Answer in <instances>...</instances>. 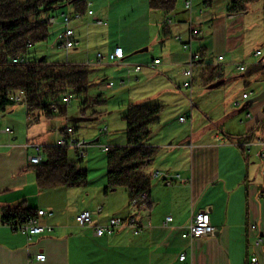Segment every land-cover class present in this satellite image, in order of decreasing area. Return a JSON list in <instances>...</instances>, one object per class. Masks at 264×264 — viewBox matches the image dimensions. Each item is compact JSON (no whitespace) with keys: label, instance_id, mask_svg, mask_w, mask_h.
<instances>
[{"label":"crops","instance_id":"obj_1","mask_svg":"<svg viewBox=\"0 0 264 264\" xmlns=\"http://www.w3.org/2000/svg\"><path fill=\"white\" fill-rule=\"evenodd\" d=\"M204 4L212 5L209 1ZM192 9L181 10L178 21L168 20L170 15L166 17L163 12L151 10L156 16L160 42L164 44L160 55H155L152 62L144 61L150 62L144 65L147 70L134 72L130 78L137 84L156 79L162 86L153 91L154 95L143 97L136 104H155L148 101L159 98L163 100L160 105L165 106L146 143V147L156 149L157 153L145 172L151 177L148 205L151 202L152 206L140 214L145 226L143 231L135 235L125 227L111 236L94 234L95 225H105L112 217L127 219L137 209H145L133 206L126 190L121 198L123 201L117 196L120 190L108 194L96 190L95 210L85 203L87 198L80 196V190H39L36 172L29 163V157L36 152L26 146L39 144L45 149L55 146V142L41 129L38 131L42 117L37 122L38 127L29 125L26 106L25 113L12 106L0 110V264H249L253 254L262 259L260 250L253 247L254 236L250 230L251 224L260 223L264 218L260 197L264 187L262 149L254 145L247 153L241 145L263 137L260 120L264 117V101L254 105V98L245 100L243 97L253 92L248 88L259 90V95L264 94L263 6L260 12L262 35L255 46L258 50L250 61L246 60L250 55L242 50L246 42V34L239 29L241 20L245 22L246 19L243 13L227 11L229 15L209 16L204 20L209 22L208 36L215 47L212 59L207 60L201 49L194 50L193 42L201 37L203 30L193 27ZM93 13L87 17L88 23L95 27L98 25L95 20H102ZM191 31L194 36L200 35L192 39ZM178 32L187 33L188 40L184 41ZM163 33L174 39L180 36L182 42L191 41L192 51L200 54L201 60L194 68L192 80L185 75L191 53L183 50L182 42L163 40ZM117 47L123 48L125 57L114 64L125 71L135 66L136 60L132 57L141 50H146L141 53L148 52L151 45L142 41L130 45L120 43L110 46L107 55ZM257 52H260L258 57L255 56ZM219 56L224 60L219 62ZM156 59L161 60V64L155 69L149 68ZM239 66H245L246 71H239ZM246 73V77L241 75ZM189 81L191 87L186 89L184 85ZM121 82L125 86V81ZM178 82H183V88ZM99 88L106 90L105 86ZM181 89L189 91L183 93ZM240 89L243 90L242 98L237 96ZM200 92L201 98L213 94L219 97V102L200 109L196 105L187 107L183 100L180 101L189 94L190 98L200 95ZM170 101L174 106L167 103ZM11 113H15L14 120ZM181 118L186 122H181ZM5 128H10L11 133L1 132ZM63 130L59 129L60 136ZM156 172L180 178L168 182L162 177L156 178ZM20 204L29 209L52 212L53 215L43 219L42 224L52 226L54 231L37 236L29 243L26 236L4 222L5 210ZM85 211L92 213L93 226L78 224L76 217ZM200 212L210 214L215 233L197 240L183 239L182 234L193 216ZM167 217L173 220L166 226ZM40 254L46 256L45 261L36 260ZM183 254L187 258L180 261Z\"/></svg>","mask_w":264,"mask_h":264},{"label":"rangeland","instance_id":"obj_2","mask_svg":"<svg viewBox=\"0 0 264 264\" xmlns=\"http://www.w3.org/2000/svg\"><path fill=\"white\" fill-rule=\"evenodd\" d=\"M206 1L211 2L212 5L206 6L204 4ZM232 1L233 0H187L185 2V0H178L176 10L172 14H170V18H168V20L174 19L178 21L180 13L182 12L181 10L183 9L188 10L186 8V3L190 2L191 9L193 8L192 9L193 27L198 30L199 29L203 30V32H201L202 33L201 37L199 39L194 40L193 42L194 50L201 49L205 54L206 59L211 60L212 55L215 53V47L213 43H211V38L208 36L211 30V27L209 26V22L205 23L204 20H206L207 17L209 16L219 17V16L229 15L227 13V11H229L228 5ZM83 3L86 5V14H84L81 17V19H74L71 22V29L74 30L76 38L79 40L78 47L76 49H73L70 52L69 56L67 57V53L58 46L59 44L58 35L60 32L63 31L64 29L63 26L60 24L50 25L49 40L47 42L34 44L32 49L30 50L29 57L32 60L45 62L49 65H53V64L84 65L88 61L95 60L99 54L106 57L108 53L106 52L107 49L110 46H114L117 44L120 45V43L122 44L125 43V45L127 44L130 45L131 42L137 43L142 41L145 43H149V45H151V48L148 52L139 53L134 57H132V59H135L136 62L134 63L135 66H133L132 69L130 70L128 69L123 71L122 69H119L117 66H115L113 62H107V61H104L101 66L89 67L90 81L92 87L90 88L88 94L83 98L72 97V101L67 107V114L65 116H59L51 120H47L44 117H42L40 122L41 124L40 127L37 126L38 125L37 123H34L32 125L38 127V131L41 129L42 133L48 135L51 138V140H54L55 146L58 140L57 136H60L59 129L66 130L67 128L74 129L73 136L75 140L86 144L87 148L83 149L85 151V154L82 157L80 166L82 169L87 170L88 172V183L87 185L82 187L64 188V189L80 190V192H82L80 196H84L87 198L85 199V201L87 200L85 203H88L90 207H94L93 209L95 210V203H96L95 191L106 190L107 187V152H104L103 148L122 147L126 145L127 142L126 122L124 120V117L127 114L129 106L131 104H136L137 101L143 97L145 98L151 97L152 95H154L153 94L154 90L157 91L159 88L162 87L155 81L156 79L149 81L144 80L143 82L137 84V82L133 78L132 79L130 78L131 76L133 77V75H135L134 69L137 66H142V69L147 70V68L144 65H148L150 62H152L153 57H156L155 55L158 56L160 55L164 42H160L162 40H160L159 30L155 24L157 22L156 16L152 15L151 13L152 11L149 6V0H121L120 3L118 0H83ZM263 5H264L263 0H261L249 6L248 11L249 9H251V11L248 14L246 13L242 14L246 18L245 22L244 20L243 21L241 20L239 24L240 25L239 29L242 30L241 32L243 34H246V42L244 45L245 48L244 49L242 48V50H245V52L248 55H250L248 59H246L249 61L252 59L254 53L258 50L257 47L255 48V46L258 43L257 42L258 39L262 35V29H261L262 20H261L260 12L262 11L261 8ZM89 9L93 10L96 13L95 16L100 18L106 25L104 26L95 25L94 27L92 24H89L88 23L89 17H87L88 16L87 13ZM75 12H76L75 7L73 5H68L67 7L60 9V11H58L54 16L60 19L59 16L63 13H66L68 15H74ZM178 34H181L183 36L184 41L188 40L187 33L178 32ZM197 34H195V36L200 35L199 33ZM195 36L193 31H191V38L194 39ZM162 39L163 40L172 39V41L181 44L180 41H176V39H174L172 36L166 35L164 33L162 34ZM183 43L186 42H182V48H183ZM192 52L193 54H196L194 53V51ZM255 56L256 57L260 56V52H257ZM219 57H223V56H219ZM219 57H218L219 62L224 60V57L222 60H219ZM200 60H201V56L198 60L194 61V68L197 66ZM144 61H150V62L146 63ZM249 63H252V61ZM189 66H190V62L188 65V69ZM241 67L244 68V70L241 71L240 70ZM194 68L192 72L194 71ZM238 70L241 72H245L246 67L239 66ZM241 75H244L246 77L248 74L246 73ZM189 79L190 80L193 79V73L192 76L189 77ZM122 80L125 81L124 87H120L119 85ZM110 82L116 84L114 89L111 90L106 89L107 91L106 90L103 91L102 89L99 88L101 86H105L109 84ZM190 82L191 81L187 83ZM178 83H181V86L183 88V82H178ZM197 86L198 84H196V88ZM186 89L185 90L181 89V91L183 93H186L187 91H189ZM251 89L252 88L250 89L248 88L247 90H249V92L250 91L253 92H250V94H244L247 96L249 95L248 98L246 99L244 98L245 100H248L250 97L255 98L260 94L259 90H256L255 88L253 90ZM201 93L202 92H200V95L199 94L192 95V98H190V94H189V96L183 97V99H181L180 101L183 100V105L185 106L187 105V107L191 105L193 107V105H196L200 109H204L203 107L209 106L214 102L215 103L219 102V97H216L215 95L212 94V95H207L204 98H201ZM242 94H243V90L242 89L238 90L237 96L239 98H242ZM64 97H62V99ZM85 99L88 100V105L83 107V102L85 101ZM148 102L155 103L156 105H160L161 103H163V100L161 101V99L155 98L149 100ZM167 103H170L169 105H172V101ZM14 106H16V108H21L20 111L25 113L26 109L24 104L17 103ZM11 114H12L11 116H13L11 118L12 120H14L15 113H11ZM263 118L264 117L262 116L260 122L263 120ZM27 124L28 122L27 120H25L26 128H27ZM156 124H154L151 128H153ZM26 128H24L25 133H26ZM97 140L99 141L97 142ZM69 157L73 161H78V156L76 154V151L71 148H69ZM146 169L147 167H145L142 171L145 173ZM117 190H120L117 193L118 194L117 196L120 200L121 198H123V194H124L123 192L126 189L119 188ZM87 193H89V195H87ZM102 199H104V195ZM121 200L123 201V199ZM101 206H104V204H102ZM148 206L149 205H146V207ZM146 211H147L146 208L137 209V211L129 218L134 216H139L140 214H142L143 212L145 213ZM196 215H194L193 218ZM112 218H118V217H112ZM112 218H110L108 222ZM170 222L167 221L166 218V226ZM190 225L188 226V228L190 227ZM144 227L145 226L142 225L141 231L136 234L134 229H132L130 226H126V228H129L135 235L140 234L143 231ZM188 228L186 229V231L188 230ZM214 233H215V229H214ZM197 239H190V240H197Z\"/></svg>","mask_w":264,"mask_h":264},{"label":"trees","instance_id":"obj_3","mask_svg":"<svg viewBox=\"0 0 264 264\" xmlns=\"http://www.w3.org/2000/svg\"><path fill=\"white\" fill-rule=\"evenodd\" d=\"M259 1L233 0L229 12L247 13L249 6ZM177 4L178 0H149L150 9L163 12L166 17L176 10ZM68 5L76 9L72 16L86 13L83 0H0V110L16 105L12 97L23 93L24 100L20 103L27 108L29 125L37 123L41 117L51 120L65 116L69 104L63 103L62 97L66 94L71 96V100L72 97L83 98L92 87L89 66L85 64L49 65L29 57L34 44L47 42L50 38L47 20ZM29 44H33L31 48ZM18 57L26 59L29 64L13 65V60ZM87 105L88 100L85 99L83 107ZM164 109V105L156 104L129 106L124 117L126 145L110 147L107 152L105 194L124 188L130 201L148 203L151 177L142 170L153 162L157 151L146 147V142L151 136V127L159 122ZM44 154L43 162L33 166L39 190L87 185L88 172L80 166L82 157L79 151H76L78 161L70 159L68 147H46ZM35 211L20 204L5 210L4 222L7 225L22 222Z\"/></svg>","mask_w":264,"mask_h":264},{"label":"built area","instance_id":"obj_4","mask_svg":"<svg viewBox=\"0 0 264 264\" xmlns=\"http://www.w3.org/2000/svg\"><path fill=\"white\" fill-rule=\"evenodd\" d=\"M186 8L188 10L191 9V3L187 2L186 3ZM93 11H89L88 15L93 16ZM60 19L58 17H52L47 20V23L49 25H57L60 24L63 26V32L58 36L59 40V48H61L63 51L67 53V56H69V53L73 50L76 49L79 45V42L76 40L75 37V32L74 30L71 29V22L74 19H81L82 16L80 15H68V14H61ZM60 22V23H59ZM96 23L98 25H103L104 23L100 20H97ZM171 23V22H170ZM178 41L182 42V37L176 38ZM32 47V44H29V48ZM183 49L187 52L191 53V60H190V66L189 69L186 71L185 75L187 77L192 76V70L194 68V61L198 60L200 58V54H193L192 52V45L190 43H183ZM125 57L124 50L121 47H117L114 52L110 53L106 57L103 55L99 54L95 60L88 61L85 65L89 67H95V66H101L104 61H109L113 63H120L123 61ZM223 57H219V60H222ZM24 64H29L28 61L24 58H16L13 60V65H24ZM161 64V60L156 59L153 61L152 65L149 67L151 69H155L156 66ZM142 70V66H137L134 71L135 72H140ZM240 70H244V68H240ZM120 87L124 86V82H121ZM186 88L190 87V83L185 84ZM114 88V83H109L105 85V89L111 90ZM249 96V95H248ZM247 95H244V98H248ZM12 100L15 103H20L23 102L24 100V95L23 93H18L17 95H14L12 97ZM63 103L65 104H70L71 103V96L65 95L63 98ZM57 108H54V111H56ZM250 117V115H248ZM181 122H186L185 118L180 119ZM261 126L263 128V137L256 140V141H249L245 142L241 145V147L244 149L245 152H250L252 149V146L258 145L262 149L261 153V158L263 160V177H264V118L261 121ZM3 133H11L10 128H5L2 130ZM74 129L73 128H67L63 134H61L60 138L57 140L56 146L57 147H68L73 150L79 151L80 156L83 157L85 154V151L83 149H86L87 146L85 143H82L80 141L75 140L74 136ZM26 147H32L35 149V154L29 157V163L32 166L39 165L43 162L44 160V154H43V146L39 144H32V145H27ZM109 147H104L103 151L108 152ZM156 178L162 177L168 182H171L173 178H180V176H172L170 174L166 173H161V172H156L154 174ZM260 197L263 201L264 204V187L263 190L260 194ZM133 206H140L141 208H146V205H148L147 202L140 203L138 200L132 201ZM101 212V210H99ZM53 215L52 212H47L45 210L38 209L36 212L29 214L24 221L22 222H15L11 226L13 229L16 231L20 232L24 236H26L27 241L30 243L34 240L35 237L40 236L45 233H52L54 231V228L50 225H45L42 224V220L48 217H51ZM76 220L78 224L81 227H89L92 226L93 224V216L90 211H85L80 213L77 217ZM142 218L141 216H134L129 219H121V218H112L107 224L105 225H98L94 226V234L98 237L102 236H110L113 235L118 229L126 226H130L132 229H134L135 233H139L141 231L142 227ZM167 221H172V217H167ZM251 233L254 236V242H253V247L255 249L260 250L262 253V259L259 258L256 254H253L250 257L249 264H264V218L262 222L260 223H253L250 226ZM214 233V227L211 222V217L208 213L206 212H201L197 214L188 228V230L182 235L183 238L187 239H197L201 238L204 236H209ZM187 258L186 254H183L180 256V261H185ZM36 260L38 261H45L46 256L44 254H40L36 256Z\"/></svg>","mask_w":264,"mask_h":264},{"label":"water","instance_id":"obj_5","mask_svg":"<svg viewBox=\"0 0 264 264\" xmlns=\"http://www.w3.org/2000/svg\"><path fill=\"white\" fill-rule=\"evenodd\" d=\"M143 51H146V50H141V51H139L138 53H141V52H143ZM252 101H253L254 105H257V104H259V103H262V102L264 101V94H261V95L255 97ZM98 141H99V140H97V142H98Z\"/></svg>","mask_w":264,"mask_h":264}]
</instances>
